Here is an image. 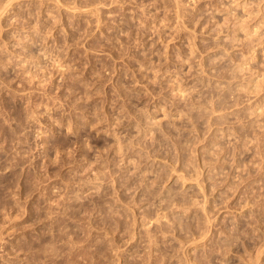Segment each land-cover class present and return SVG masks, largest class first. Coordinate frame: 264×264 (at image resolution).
Returning <instances> with one entry per match:
<instances>
[{
  "label": "clouds",
  "instance_id": "9594fccd",
  "mask_svg": "<svg viewBox=\"0 0 264 264\" xmlns=\"http://www.w3.org/2000/svg\"><path fill=\"white\" fill-rule=\"evenodd\" d=\"M0 264H264V0H0Z\"/></svg>",
  "mask_w": 264,
  "mask_h": 264
}]
</instances>
